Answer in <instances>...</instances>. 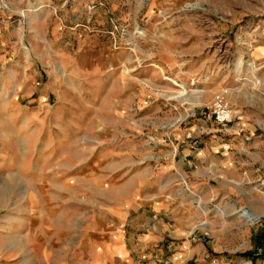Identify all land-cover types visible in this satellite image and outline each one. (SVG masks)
Listing matches in <instances>:
<instances>
[{"label": "rangeland", "instance_id": "obj_1", "mask_svg": "<svg viewBox=\"0 0 264 264\" xmlns=\"http://www.w3.org/2000/svg\"><path fill=\"white\" fill-rule=\"evenodd\" d=\"M58 37L70 71L46 53ZM11 70L74 90L68 126L54 94L10 91ZM38 109L52 131L27 129ZM174 159L175 214L127 221L181 226L206 246L188 264H264V0H0V264H137L104 258L107 212Z\"/></svg>", "mask_w": 264, "mask_h": 264}, {"label": "crops", "instance_id": "obj_2", "mask_svg": "<svg viewBox=\"0 0 264 264\" xmlns=\"http://www.w3.org/2000/svg\"><path fill=\"white\" fill-rule=\"evenodd\" d=\"M60 21L61 20L56 21V23L54 22V25L56 24V26H59ZM44 39L45 42L49 44V47H51L50 52L47 51L46 53H50L49 56H55V60H57L58 58L59 62L58 60L56 62L58 64L61 63V67L63 70H72L73 66L65 64L66 62L72 60L71 55L65 51L59 52V50L55 48L57 42H60L61 39L58 37V40L55 41V39H53L52 42L50 40H47L46 38ZM11 75L12 76L10 82L7 83V86H9L11 89L10 91L18 92L22 88V92L24 95H31L35 93L36 97L35 99L33 98L34 101H37L39 99H42L41 101H44L45 98L49 97L50 93L54 94L57 97L55 104L58 105L56 106V108L51 109L48 118L50 119V122L52 124L59 123V125L62 127L68 126V121H66L65 119L69 118L72 112V108H74V101L71 97H74L72 93H76L74 92V90L72 91L70 88H68V86L64 88L63 86H59V89L56 91L54 90V88L57 86V82L55 83L52 79L48 84H45L42 88L35 89L32 88V82L30 81V78L22 77L18 79L14 77L12 70ZM59 85L61 84L59 83ZM1 86L3 87V89L8 90L6 84H3ZM5 96L7 98V95ZM104 98L105 97L100 96L98 100H90V102L93 104L95 102L100 103V106L96 108V113L99 111L101 112L102 108L106 107V104H104ZM32 112L37 113L35 118H42V121L39 120L37 122L38 124L35 123L37 125L33 126V128V124L30 127L29 125H27L28 130L34 129L36 130L35 132H39L41 129L43 130L44 128L48 131L53 130L51 127H49V125L42 124V122H44V119L47 117H45L46 115H43L44 113L41 110H33ZM96 115L105 116V114L102 113H97ZM23 117L26 120L28 115L24 114ZM8 119L10 122H14L15 124L17 123L16 116H14L13 113L9 115ZM25 120L23 121V123H31V120ZM76 126L78 127V125ZM76 126H74L75 131L77 130ZM66 130L67 128L55 130V133H57L59 139L57 142L58 147L62 148V144L65 143V141L62 140L61 133L65 132ZM52 145L53 150L56 146L55 142H53ZM21 163H19L20 166L29 164V159L26 162V158L24 156ZM173 167H179V164L175 159L173 161H167L165 165H162L160 167L159 175L156 179V182H158L157 188H152V186L141 187V184L138 183L137 189H134L131 195L127 194L125 196H121V198H126L125 200H121V198H119L116 201H113L112 206L110 207L107 213L108 222L113 226L115 232L112 234L111 239H108L103 243L102 247V250L104 251V258L108 262H120L121 259L129 260L128 258L132 257L135 254L137 260H134V262L137 264H188V262L191 260L200 261L206 255V246L202 241H191L188 238H178L179 234L183 231V229L181 226L177 227L176 223L171 226L167 223H164L163 221L151 223H149V221H144L145 223L142 224V227L140 228V224L136 225L132 221H127L131 210L132 212H134V210H138V212L140 211V213H143V218L145 219H147L148 215L154 211L159 213L167 212L169 214H175V210L171 211L172 205L169 199L171 196H174V193L169 192L166 189V187L169 185L171 178V176H169V173H171ZM22 172H24V170H22ZM181 178L184 179L183 176H181ZM137 199H140L141 203L136 209L133 207V204L136 202ZM141 206L143 208L142 210H140ZM130 207H132V209ZM201 224L203 223L200 222L198 225ZM124 225L127 227L126 229L128 230L140 228L141 231H144L138 234L134 232L126 233L124 231V228L119 229L120 226L123 227Z\"/></svg>", "mask_w": 264, "mask_h": 264}, {"label": "bare ground", "instance_id": "obj_3", "mask_svg": "<svg viewBox=\"0 0 264 264\" xmlns=\"http://www.w3.org/2000/svg\"><path fill=\"white\" fill-rule=\"evenodd\" d=\"M131 70H125V73H129ZM241 218H243L245 221H248V222H254L256 221L255 217L252 216L251 214L245 212V211H242L239 215Z\"/></svg>", "mask_w": 264, "mask_h": 264}, {"label": "built area", "instance_id": "obj_4", "mask_svg": "<svg viewBox=\"0 0 264 264\" xmlns=\"http://www.w3.org/2000/svg\"><path fill=\"white\" fill-rule=\"evenodd\" d=\"M220 114L222 116V118L220 120H222V119H224V118L229 116V115H227L226 111H223V110L220 112Z\"/></svg>", "mask_w": 264, "mask_h": 264}]
</instances>
